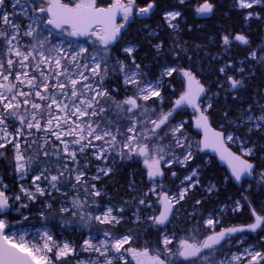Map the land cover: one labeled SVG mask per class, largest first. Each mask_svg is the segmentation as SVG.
<instances>
[{"label": "snow or ice", "instance_id": "snow-or-ice-1", "mask_svg": "<svg viewBox=\"0 0 264 264\" xmlns=\"http://www.w3.org/2000/svg\"><path fill=\"white\" fill-rule=\"evenodd\" d=\"M179 3L184 4L185 0ZM261 3L264 0H237L241 9H252ZM155 7V0H147L143 7L137 0H112L107 6H100L97 0H12L9 12L6 0H0V149L12 147V163L20 179L33 173L31 188L21 184L19 193L14 194L9 193L8 186L0 178V213L13 206L10 201H21L22 195L35 201L37 195H51V191H56L67 198V206L59 209L61 214L78 218L85 227L93 221L114 227L124 219L125 209L112 204L101 206L96 198L105 193L94 181L113 173L114 169L108 164L110 157L118 155L128 160L140 157L152 187L137 201L135 222H150L158 232L157 240L145 242L143 247H133L131 230L123 235L105 230L103 238L99 239L89 234L80 250L98 256L79 260L76 264H242L245 257H250L247 264H264V251L253 252L250 248L225 259H215L222 242L233 234L264 228V215L252 207L250 201L254 219L246 225L221 227L216 231L221 221L210 214L203 221V226L209 230L203 238H200L199 228L189 229L178 238L175 231H168L166 227L176 215V206L200 184L199 166L183 177L181 183L186 186L178 193L170 195L163 183H156L157 177L165 176L166 168L171 170L177 164L187 167L195 158L193 142L185 134L184 122L170 125L178 109L188 106L197 113L195 126L203 132V139L199 141L201 150L210 148L219 154L236 181L254 172L256 165L249 158L254 155L256 146H246L248 142L241 136L211 126L207 115L213 107L211 97L202 107L207 89L192 69L165 66L158 79L149 80L133 55L137 45L132 43L122 49L129 58L127 61L115 58V64L109 65L113 59L110 48L119 40L126 25L134 16L149 15ZM213 8L209 0H203L194 11L206 15ZM181 15L180 11L171 10L166 11L163 18L170 28L176 29L175 21ZM254 15L259 18V13L248 12L245 19ZM17 17L27 20V24L21 25ZM118 19L121 22L118 23ZM53 30L69 36L95 37L100 47L91 53L83 46L78 51L57 45L46 48ZM45 31L48 36L43 35ZM25 37L29 38L28 42L24 41ZM221 39L225 50L233 40L250 44L244 34L223 35ZM162 47V42L154 45L158 52ZM247 59L264 64V48L252 49ZM232 66L229 62L219 68V72L225 74L229 90H238L245 86V81L242 77L227 75ZM236 71L242 74L245 69L241 67ZM110 72L122 75L126 91L129 87L132 89L130 94L117 99L112 91L118 90L109 91L104 86ZM174 73L183 77L184 86L172 107L165 112L149 106L150 101L163 103L161 80ZM224 115L227 119L228 113ZM229 124L237 128L246 125L245 136L254 131L264 134V104L257 102L255 110L249 105ZM13 126L14 131L11 130ZM34 131L44 136L32 140L37 150L30 155L32 145L28 138ZM169 136L171 139L165 144ZM229 144H237L239 154L233 152ZM3 155L0 151V156ZM92 159L100 161L102 166H97L96 175L89 177L86 172ZM171 175L175 177L177 173L172 171ZM261 178L264 179V171ZM64 187H70L74 195L61 191ZM215 188V184H210L207 191L211 193ZM129 189L135 190V180L130 182ZM150 195L155 196V203L146 199ZM47 206L50 208L51 204ZM140 206L152 209L153 214L142 218ZM21 207L27 208L28 204H21ZM240 209V202L236 201L232 210ZM40 215L44 218L43 212ZM76 252L74 244L57 241L46 227L38 229L29 241L26 233L17 237V233L10 230V222L0 218V264H55L49 254L58 262ZM100 257H103L102 262Z\"/></svg>", "mask_w": 264, "mask_h": 264}, {"label": "trees", "instance_id": "trees-1", "mask_svg": "<svg viewBox=\"0 0 264 264\" xmlns=\"http://www.w3.org/2000/svg\"><path fill=\"white\" fill-rule=\"evenodd\" d=\"M97 1L99 5H108L112 2V0ZM200 1L188 0L184 4H180L178 0H155L156 7L150 15L135 18L124 30L121 42L110 50L113 59L109 61V64H115V58L128 60L129 58L123 53L122 49L126 43H134L137 45V49L133 55L137 63L141 65L142 71L147 74L148 78L155 80L161 70L168 65L190 68L194 72H199L196 65L198 60L206 57L199 53L203 52L207 54V58H203L204 66L215 68L216 84L222 85L223 83L226 84L227 80L225 74H221L218 69L231 62L234 69L232 71L230 67L227 75L243 76L245 86L233 91L226 90V88L219 89L216 85H210L209 87L214 88L215 92L218 90V93L213 99V107L208 110V116L212 124L217 128L221 127L225 133L235 132L241 136L248 137L250 141L255 140L256 151L258 157H260L261 154H264V136L259 131H254L250 135L245 136L247 126L237 128L229 124V121L233 120L241 110L249 105H253L255 110L257 102L262 103L264 101V75L260 76L259 71L256 72L257 68L254 69L255 72L253 70L250 72L245 70L242 74L236 72L238 62L246 59L253 48L264 43L262 33L264 24L260 19L256 18L246 20V12L236 6V0H209L214 5L212 15L206 18L200 17L194 11ZM146 2L147 0H137V4L140 7L145 6ZM172 8L182 13L177 21V30L170 29L163 18V14ZM260 12L264 16V9L260 10ZM236 34L248 36L252 43L251 46L232 42L225 50L222 44V36H235ZM161 42L163 47L158 52L154 45ZM175 44L182 46V49L176 51ZM217 56H221V59L217 60V58H214ZM246 65V67L249 66L248 63ZM247 72H249V76H246ZM201 77V81L207 85L209 78L207 76ZM104 83L109 91L118 90L112 91V94L117 98H122L128 94L123 85L122 75L119 72H110ZM183 86L184 80L179 73H174L172 77L164 79L162 94L165 98L162 108L169 110L172 107V102L183 91ZM206 89L210 92L209 88L206 87ZM220 90L223 92H219ZM191 111V109L186 107L180 109L170 122L187 120V129L191 131L194 138H197V135L194 134L196 131L192 126L193 114H191ZM226 112L228 113L227 119H225L224 115ZM36 150L37 145L35 144L29 149V154L34 155ZM0 151L4 152V155L0 156V178H2V183L8 186L10 194L19 193L20 182L17 180V174L12 163L13 149L7 146L5 149H0ZM118 157H116L113 165V173L96 182L105 193V195L96 199L101 206L112 204L117 208L124 207L123 215L127 219L116 227L100 225L93 221L89 228L99 232L107 230L114 235H123L131 230V235L134 237L131 243L133 247H143L145 242L155 243L158 237L157 230L149 226L147 222H133L130 217V209L132 210L137 206V201L142 198V193L150 188V181L147 179L143 160L140 157H133L131 160L119 159ZM207 159L205 155L197 161L201 174L200 181L202 186H206L208 182H211L216 185L217 189L210 194H206L203 189L196 188L190 191L185 200L176 206L179 211L176 212V216L172 218L171 223L174 226L172 230L176 232L178 238L192 228H199L200 238H203V236L208 234V231L203 226V221L210 214L217 215L220 219L221 223L217 226L218 228L252 223L254 218L250 212L249 201L252 207H255L260 214L264 215V212L261 211V209H264V184H258L253 180L252 182L244 181L239 186L232 179L229 180L227 178L226 168L221 166L217 159ZM95 163L92 160L89 165L92 171ZM89 167L87 169L88 172L91 171ZM262 168H264L263 165L260 166L259 170ZM185 171L186 169L179 168L176 172L175 181L169 180L168 177L164 180L165 189L169 193L176 190L177 184L185 174ZM32 174L29 173V179H31ZM132 180H135V190L129 189V184ZM146 199H151L155 203V198L152 195ZM197 200L200 201V204H196ZM234 200L242 202L241 210L232 212L228 209L226 213H219V209L223 205H227ZM125 201H129V203L125 204ZM10 202L13 206L4 215L10 225H48L56 234L62 232L70 236L76 234L75 230L77 227H85L83 224H78L79 226H77V222H74L75 219L70 214H61L59 212L60 201L57 199L55 192H51V195L38 196L34 202L28 204L27 208L19 206L21 205L20 202L19 204L14 201ZM49 203L51 204L50 208L47 206ZM17 208L20 209L19 212L16 211ZM41 212L44 213V218L41 217ZM24 217H28V219L24 220ZM164 227L161 226V228ZM70 229H73V231L69 232ZM262 235L263 233L260 232L255 236L253 232L246 229L230 239L238 240L239 237L245 236L248 238L247 243L258 244L264 249V242L261 240ZM226 241L222 242V247L219 249L216 258L230 251L225 246Z\"/></svg>", "mask_w": 264, "mask_h": 264}, {"label": "rangeland", "instance_id": "rangeland-1", "mask_svg": "<svg viewBox=\"0 0 264 264\" xmlns=\"http://www.w3.org/2000/svg\"><path fill=\"white\" fill-rule=\"evenodd\" d=\"M186 1H188V0H185V2ZM200 1V0H199ZM11 2H12V0H6V7H7V10L9 11V12H11L12 11V9H11ZM98 2V1H97ZM178 2H179V0H178ZM200 3H203V0H201L200 1ZM199 3V4H200ZM198 4V5H199ZM236 6H237V0H236ZM238 7V6H237ZM239 8V7H238ZM241 9V8H240ZM264 9V3H261V4H259V5H255L252 9H243L245 12H246V15H247V13L248 12H253V13H259V18H257L255 15L252 17V18H256V19H260L262 22H263V24H264V16H262L261 14V12H260V10H263ZM154 10V9H153ZM171 10H177V9H175V8H172V9H170V10H168V11H171ZM177 11H179V10H177ZM150 15V14H149ZM148 16V15H147ZM251 19V18H250ZM16 20H17V22H19V23H21V25H25V24H27V20H25L24 18H22V17H17L16 18ZM178 18H177V20L175 21V23L178 25ZM167 24V23H166ZM167 26H168V24H167ZM169 27V26H168ZM170 28V27H169ZM170 29H172V30H177V28L176 29H173V28H170ZM262 33H263V38H264V27H263V29H262ZM154 34V33H153ZM43 35L44 36H48V33H47V31H45L44 33H43ZM48 40L50 41V43L49 44H47L46 45V48L47 47H52V46H54V45H57V46H61V47H63L65 50H73V51H78L79 50V47H81V46H83V47H85V48H87L88 49V52L89 53H91V52H93L95 49H97V48H99L100 46L95 42V37H92V38H86V39H78V38H72L71 36H69V35H67L66 33H61L60 31H52V34H51V36H48ZM24 41L25 42H28L29 41V38H27V37H25L24 38ZM233 42H237V41H234L233 40ZM128 44L129 43H126L125 45H124V47H126V46H128ZM132 44H134V43H132ZM251 41H250V44L249 45H247V46H251ZM175 48H176V51H180V49H182V46H178V45H176L175 44ZM178 46V47H177ZM114 46H111V48H110V50L113 48ZM123 47V48H124ZM179 48V49H178ZM260 48H264V43L263 44H260L258 47H255V48H253V49H257L258 51H259V49ZM137 49V48H136ZM124 53V52H123ZM199 53H201V55H204V56H206L204 59H206L207 58V54H205V53H203V52H199ZM125 54V53H124ZM134 54V53H133ZM125 55H127V54H125ZM128 57V56H127ZM248 57V56H247ZM203 58H201L200 60H198L197 61V65H196V68L199 70V72H195L196 73V75H197V77H199L200 79H202V77L201 76H207L208 78H209V81H208V84L206 85V84H204V85H206V87L207 88H209V90H210V92L207 90V92H206V94L204 95V97H203V99H202V102H201V105H202V107L204 106V105H206L207 103H209V100H208V97H211V103H213V99L216 97V94L218 93V90H217V92H215L214 91V88H210L209 86L211 85V86H214V85H216L217 86V88H219V89H221V85H218V84H216V79H215V73H216V70H215V68H207V66L205 67L204 66V60H203ZM214 58H217V60H220L221 59V56H217V57H214ZM121 60H125V61H127L126 59H121ZM241 62H243V63H241ZM246 63H248L249 64V66L248 67H246L247 65H246ZM114 64V63H113ZM227 64V63H226ZM232 64V63H231ZM110 65V64H109ZM194 65V66H195ZM233 65V64H232ZM255 65V66H254ZM111 66V65H110ZM168 66H173V65H168ZM173 67H175V66H173ZM177 67V66H176ZM223 67V66H222ZM241 67H243L246 71L248 70L249 72L251 71V70H253L254 71V69H256L257 68V71L256 72H258L259 73V75L260 76H262V75H264V64H262V63H257V62H255V61H252L251 59H244V60H240L239 62H238V65H237V67H236V70L237 69H239V68H241ZM164 69V68H163ZM163 69L161 70V72H160V74H159V76L156 78V79H158L159 77H160V75H161V73H162V71H163ZM232 69H234V66H232L231 67V70ZM219 70V69H218ZM233 71V70H232ZM237 72V71H236ZM245 72V71H244ZM249 72H247V75L246 76H249ZM255 72V71H254ZM237 73H239V72H237ZM87 74V73H86ZM222 74V73H221ZM235 76V75H234ZM237 78H243L244 79V77L243 76H240V77H238V76H236ZM165 78H167V77H163L162 78V80H161V85L163 86V83H164V79ZM107 79V78H106ZM122 79H123V77H122ZM147 79H149V80H152V79H150V78H148L147 77ZM155 79V80H156ZM155 80H153V81H155ZM124 85V84H123ZM223 85V88H226V90H228L229 89V86H228V82H226V84L225 83H223L222 84ZM104 86L107 88V86L105 85V83H104ZM227 86V87H226ZM125 87V86H124ZM222 88V89H223ZM128 94H130L131 93V91H132V89L129 87L128 88ZM219 92H223L222 90H220ZM127 94V95H128ZM162 94V93H161ZM220 94V93H219ZM263 95H264V90H263ZM162 97H163V103H164V96H163V94H162ZM117 98V97H116ZM123 98V97H122ZM122 98H117V99H122ZM162 103V104H163ZM162 104L159 102V101H156L155 103L153 102V101H150L149 102V106H152V107H156L157 109H160V108H162ZM261 104H264V101L261 103ZM162 109H164V108H162ZM163 111H165L166 112V110L164 109ZM191 114H193L192 115V118H194L195 116H196V112L194 111V110H192L191 111ZM180 122H184V131H185V134L189 137V139L193 142V153H194V160L192 161V162H190L188 165H187V167H182V166H180L179 164H177V165H175L174 167H172L171 168V170H168L167 168L165 169V176L164 177H159V178H156V183L157 184H159V183H163V185H164V180L168 177L169 178V180H171V181H175V179H176V177L177 176H175V177H173L172 175H171V172L172 171H175V172H177V170L180 168V169H186V171H185V174L183 175V177L185 176V175H188L189 174V172H191V170L193 169V168H197V161H199L200 160V158H202V157H204L205 155H206V153L204 152V151H202L201 150V146L199 145V141L196 139V138H194L193 136H192V134H191V131L189 130V129H187V127H186V123H187V120H184V121H177V122H170V125H176L177 123H180ZM246 126V125H245ZM12 131H14L15 129H14V126H13V128L11 129ZM232 133H234L235 135H237V136H241V135H239V134H237V133H235V132H232ZM261 133V132H260ZM262 134V133H261ZM263 136H264V134H262ZM44 136V133H36L35 131L33 132V136L32 137H29L28 138V143L29 144H31L32 146L31 147H33V145H35V144H33L32 143V140L33 139H35V140H40L41 139V137H43ZM242 138H244V139H246L247 140V145L246 146H252V145H255V140H253V141H250V139H248V137H244V136H241ZM54 139V138H53ZM171 139V137L169 136V137H167L165 140H164V143L165 144H167L168 142H169V140ZM231 145H233L234 147H235V149L237 150V152L239 153V151H240V149H239V146L237 145V144H231ZM256 146V145H255ZM8 147H10L11 149H12V147L9 145ZM22 147H24V145H23V143H22ZM257 151L255 150V152H254V155H255V153H256ZM88 155H89V157L91 158V150H89V153H88ZM253 155V156H254ZM118 155H116V156H113V157H110L109 158V161H108V164H109V166H111L112 168H114L113 167V165H114V163H115V161H116V157H117ZM207 156V155H206ZM252 156V157H253ZM252 157H250V158H252ZM119 159H121L120 157H118ZM259 159V158H258ZM93 160V162H96L95 163V165H94V170L92 171L91 170V168L89 167V170H91V171H87L86 172V174L89 176V177H91V176H94V175H96V168H97V166H102V163L100 162V161H96V160H94V159H92ZM91 160V161H92ZM143 160V159H142ZM208 160V159H207ZM83 162V161H82ZM262 171H264V168H262L261 170H259L258 172H257V174H256V177H255V181L258 183V184H260V183H262V184H264V179H262L261 178V172ZM198 173H199V176H200V178H201V174H200V168L198 167ZM17 176V180L20 182V184H19V191H20V185L21 184H24L25 186H28V187H30L31 188V186H32V180L31 179H29L28 178V176H26V177H24L23 179H20L19 178V176L18 175H16ZM183 177H181V179L179 180V182H178V184H177V187H176V190L175 191H173V192H171V193H169L170 195L171 194H173V193H178L179 192V190H180V188L181 187H183V186H186V183L184 184V185H182V180H183ZM102 178H104V176H102L101 177V179ZM100 179V180H101ZM95 183L97 182V181H94ZM210 184H213V183H211V182H208L207 183V185L206 186H202V183H201V181H200V184L199 185H197L195 188H193V189H191L190 191H192V190H195L196 188H201V189H203L204 190V192L206 193V194H210V192H208L207 191V188H208V186L210 185ZM97 185V184H96ZM41 186L42 187H46V185L45 184H43V183H41ZM97 187L99 188V186L97 185ZM150 187H152V183L150 182ZM217 188H215V190H216ZM102 190V189H101ZM215 190H213V191H215ZM61 191H64V192H69V194L70 195H74V193H71L70 192V187H64V188H62L61 189ZM103 191V190H102ZM189 191V192H190ZM212 191V192H213ZM51 192H55L56 194H57V199L60 201V207H62V206H67V198L66 197H62L61 195H60V193H58V192H56V191H51ZM211 192V193H212ZM189 194V193H188ZM187 194V195H188ZM39 195H37V197H38ZM154 198H155V196L154 195H152ZM187 197V196H186ZM156 199V198H155ZM236 201H239L240 202V205H241V208H242V202L240 201V200H234V201H232L231 203H228L227 205H223L220 209H219V213H226L227 211H228V209H230L232 212H234L232 209L235 207V202ZM20 202V204H24V203H27V204H29V203H31V202H34V201H29L28 199H27V197L26 196H23L22 195V197H21V201H19ZM19 202H17L18 204H19ZM10 204H11V202H10ZM19 206H21V205H19ZM11 209V208H10ZM241 210V209H240ZM179 211V209H177L176 208V212H178ZM130 214H131V218L133 219V222H135V214H136V212H137V206L136 207H134L132 210L130 209ZM153 214V210L152 209H149V208H147L146 206H140V212H139V215L142 217V218H146L147 216H149V215H152ZM156 214H158V212L156 213ZM176 216V215H175ZM212 216H214L215 218H218L217 217V215H212ZM123 217H124V219L122 220V222L124 221V220H126L127 218L123 215ZM209 217V216H208ZM207 217V218H208ZM0 218H4L5 219V217L4 216H1ZM73 219H75V223L77 224V226H79L78 224H82L81 222H80V220L78 219V218H74V217H72ZM206 218V219H207ZM219 219V218H218ZM7 220V219H6ZM97 223V222H96ZM141 223H143V222H141ZM147 224L150 226V222H147ZM119 225V224H118ZM118 225H115L114 227H116V226H118ZM166 226H168L167 227V229H168V231H173L172 229H173V224L172 223H169V224H167ZM47 228V230L50 232V233H52L53 234V236H54V238L57 240V241H69V242H71L72 244H74L75 246H76V249H77V252H76V254L75 255H69V257H67V258H65V259H62L61 261H58V262H56L55 261V257H54V255H52V254H49L50 256H52V258H53V260H54V262H55V264H76V262L77 261H79V260H88V259H95L97 256H98V254H96V253H87V252H83V251H81L80 250V245L83 243V240L84 239H87L88 237H89V234H91L93 237H96L97 239H99V238H103L102 237V233L103 232H99V231H93V230H90V228H89V226H87V227H77L76 228V230H75V232H76V234H72L71 236L69 235V234H65V233H62V232H60V233H55V231H53L52 230V228H50L48 225H33V224H27V225H21V224H13V225H10V230L11 231H14V232H16L17 233V237L20 235V234H22V232L23 233H26V239L27 240H29V241H31L32 239H33V236H34V234L36 233V231L38 230V229H41V228ZM206 229V228H205ZM220 230V228H218V227H216V231H219ZM73 231V229H70L69 230V232H72ZM206 231H208V234H209V230L208 229H206ZM260 232H262L263 233V235H262V237H261V240L264 242V228H262V229H258L257 231H255V232H253L254 233V235L255 236H257L258 235V233H260ZM59 234V235H58ZM114 235V234H113ZM234 236V235H233ZM247 241H248V238L247 237H245V236H241V237H239V239L238 240H233V238L232 239H229V240H227L226 241V243H225V246L227 247V248H229L230 249V251H227L225 254H223L221 257H219V258H216L215 257V259L216 260H221V259H225L226 257H230L233 253H240V252H244V250L245 249H249L250 248V250L251 251H253V252H255V251H264V249H263V247H261L260 245H258V244H252V243H247ZM175 241L173 242V247L175 246ZM125 247H128V245H125ZM128 259L129 260H131V257L129 256L128 257ZM248 259H250V257H245V259H244V261L242 262V264H247V260ZM100 261L102 262L103 261V257H100ZM120 264H122V262H120ZM132 264H134V262H132ZM178 264H179V262H178Z\"/></svg>", "mask_w": 264, "mask_h": 264}, {"label": "flooded vegetation", "instance_id": "flooded-vegetation-1", "mask_svg": "<svg viewBox=\"0 0 264 264\" xmlns=\"http://www.w3.org/2000/svg\"><path fill=\"white\" fill-rule=\"evenodd\" d=\"M100 6H107V5H100ZM135 18H140V17H138V16H134V18L133 19H131L130 20V22L126 25V27H125V29L128 27V25L132 22V21H134V19ZM118 23L119 22H121L119 19H118V21H117ZM124 29V30H125ZM124 30L122 31V34H121V37L119 38V40L116 42V43H114L112 46H116L119 42H121V40H122V38H123V32H124ZM86 38H88V37H85V36H82L80 39H86ZM202 102V101H201ZM187 108V107H186ZM189 109V108H188ZM180 110V109H179ZM179 110H177V111H179ZM191 110H193V109H191ZM166 111H168V110H166ZM176 114V113H175ZM174 114V115H175ZM196 115H197V113H196ZM207 115H208V113H207ZM195 119H196V116L194 117V118H192V126L194 127V129H195V133L194 134H196L197 135V140L198 141H200V140H202L203 139V132H202V130H200V129H198V128H196V126H195ZM209 120H210V123H211V125L213 126V128H215V129H217V130H220L221 129V127L220 128H217V127H215L213 124H212V122H211V119L209 118ZM201 146V148H202V145H200ZM228 147H230L232 150H234L235 152H237V150L235 149V147L233 146V145H231V144H229L228 145ZM202 151H204L205 153H206V155H207V158L208 159H211V158H215V159H217L218 161L220 160L219 159V157H218V155H216V154H214L213 152H211L210 150H208V149H203ZM238 153V152H237ZM259 158V159H258ZM252 162H254L255 164H256V169H255V177H256V174H257V172L259 171V168H260V166H264V154H261L260 155V157H258V154H257V152L255 153V155L252 157V158H249ZM220 162V161H219ZM221 164V163H220ZM221 166H223V167H225L226 168V170H227V175H228V179L230 180V179H232V177L230 176V174H229V171H228V166H227V164H221ZM233 180V179H232ZM254 180H255V178H254ZM244 181H248L247 179H243L242 180V184H243V182ZM253 181V180H252ZM252 181H248V182H252ZM234 182V181H233ZM233 236V235H232Z\"/></svg>", "mask_w": 264, "mask_h": 264}, {"label": "water", "instance_id": "water-1", "mask_svg": "<svg viewBox=\"0 0 264 264\" xmlns=\"http://www.w3.org/2000/svg\"><path fill=\"white\" fill-rule=\"evenodd\" d=\"M213 11H214V8H213ZM213 11L210 13V14H206V15H199L200 17H203V18H206V17H209V16H211L212 15V13H213ZM151 14V13H150ZM138 17H144V16H138ZM55 31H59V30H55ZM72 38H81L82 36H71ZM199 78V77H198ZM200 79V78H199ZM201 80V79H200ZM202 82V81H201ZM203 83V82H202ZM233 91H236V90H233ZM185 107H187V108H189V109H192L191 107H188V106H185ZM179 110V109H178ZM212 126V125H211ZM213 127V126H212ZM220 130H222V129H220ZM208 150H210L211 152H213L214 154H216V155H218V157H219V159H220V156H219V154H217L216 152H214L212 149H208ZM232 150V149H231ZM233 152H235L234 150H232ZM237 154H239V153H237ZM220 161V163L221 164H227L225 161H222L221 159L219 160ZM252 162V161H251ZM254 163V162H253ZM255 164V163H254ZM256 165V164H255ZM227 166H228V164H227ZM255 169H256V167H255ZM228 171H229V174H230V176L232 177V175H231V170L229 169V167H228ZM157 178H159V177H157ZM254 178H255V170H254V172L252 173V175L251 176H244V177H242V179L240 180V181H236L235 179H234V177H232V179H233V181L236 183V184H238L239 186H241L242 185V180L243 179H247L248 181H252V180H254ZM10 211V209H7V210H4L2 213H0V217L1 216H4L6 213H8ZM236 234H238V233H235V234H233V235H236Z\"/></svg>", "mask_w": 264, "mask_h": 264}, {"label": "bare ground", "instance_id": "bare-ground-1", "mask_svg": "<svg viewBox=\"0 0 264 264\" xmlns=\"http://www.w3.org/2000/svg\"><path fill=\"white\" fill-rule=\"evenodd\" d=\"M183 108H185V107H183ZM182 109V108H181Z\"/></svg>", "mask_w": 264, "mask_h": 264}]
</instances>
